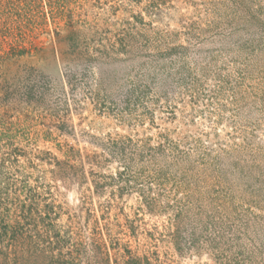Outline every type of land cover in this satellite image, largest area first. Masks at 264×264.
<instances>
[{
	"label": "rangeland",
	"instance_id": "1",
	"mask_svg": "<svg viewBox=\"0 0 264 264\" xmlns=\"http://www.w3.org/2000/svg\"><path fill=\"white\" fill-rule=\"evenodd\" d=\"M0 264H264V0H0Z\"/></svg>",
	"mask_w": 264,
	"mask_h": 264
},
{
	"label": "trees",
	"instance_id": "2",
	"mask_svg": "<svg viewBox=\"0 0 264 264\" xmlns=\"http://www.w3.org/2000/svg\"><path fill=\"white\" fill-rule=\"evenodd\" d=\"M14 54V53H13Z\"/></svg>",
	"mask_w": 264,
	"mask_h": 264
}]
</instances>
